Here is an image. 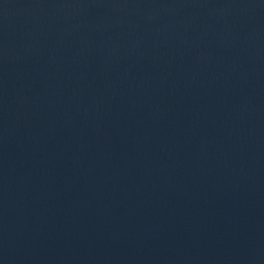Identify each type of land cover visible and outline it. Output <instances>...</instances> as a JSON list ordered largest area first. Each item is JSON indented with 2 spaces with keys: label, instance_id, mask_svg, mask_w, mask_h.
I'll return each mask as SVG.
<instances>
[{
  "label": "water",
  "instance_id": "water-1",
  "mask_svg": "<svg viewBox=\"0 0 264 264\" xmlns=\"http://www.w3.org/2000/svg\"><path fill=\"white\" fill-rule=\"evenodd\" d=\"M0 264H264V0H0Z\"/></svg>",
  "mask_w": 264,
  "mask_h": 264
}]
</instances>
